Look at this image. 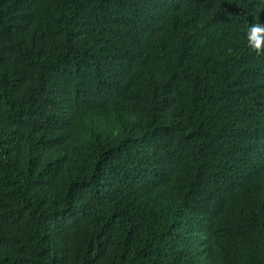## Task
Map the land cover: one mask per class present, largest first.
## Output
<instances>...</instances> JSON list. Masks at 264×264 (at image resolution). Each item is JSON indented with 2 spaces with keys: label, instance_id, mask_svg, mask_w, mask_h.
Instances as JSON below:
<instances>
[{
  "label": "trees",
  "instance_id": "1",
  "mask_svg": "<svg viewBox=\"0 0 264 264\" xmlns=\"http://www.w3.org/2000/svg\"><path fill=\"white\" fill-rule=\"evenodd\" d=\"M264 0H0V264H264Z\"/></svg>",
  "mask_w": 264,
  "mask_h": 264
},
{
  "label": "clouds",
  "instance_id": "2",
  "mask_svg": "<svg viewBox=\"0 0 264 264\" xmlns=\"http://www.w3.org/2000/svg\"><path fill=\"white\" fill-rule=\"evenodd\" d=\"M249 49L256 55H264V23H253L245 29Z\"/></svg>",
  "mask_w": 264,
  "mask_h": 264
}]
</instances>
